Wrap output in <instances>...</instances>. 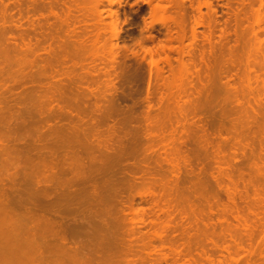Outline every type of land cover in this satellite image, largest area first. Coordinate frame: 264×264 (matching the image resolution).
Segmentation results:
<instances>
[{"label":"rangeland","instance_id":"obj_1","mask_svg":"<svg viewBox=\"0 0 264 264\" xmlns=\"http://www.w3.org/2000/svg\"><path fill=\"white\" fill-rule=\"evenodd\" d=\"M261 65L264 0H0V141L33 157L63 140L57 176L97 194L57 217L85 249L105 222L93 242L120 264H264Z\"/></svg>","mask_w":264,"mask_h":264},{"label":"bare ground","instance_id":"obj_2","mask_svg":"<svg viewBox=\"0 0 264 264\" xmlns=\"http://www.w3.org/2000/svg\"><path fill=\"white\" fill-rule=\"evenodd\" d=\"M108 1H110V0H108ZM115 37H117V36H115ZM4 55L6 56V53ZM261 67H262V65L260 66V68ZM251 70H249V71L252 72ZM263 70H264V68H263ZM238 98H239V96H238ZM235 101H236V99H235ZM11 116L9 117L10 119H8V120L4 119L6 121L7 125H5L4 121L0 120L4 123L3 125L6 126L4 128H7L8 124H9L7 121L10 120L9 122L12 123ZM15 116H17V115L14 114V117ZM19 116H21V115H19ZM257 119H255V120H257ZM12 120L14 121L13 118H12ZM22 121L23 120H21V122ZM2 122L0 125L3 127ZM21 122L19 121V126L21 125V127L18 129H21L23 125L25 126L24 122H23V124H21ZM14 123H16V121ZM35 123H37V122H35ZM250 123H252V122H250ZM32 125L35 126L36 124L32 123L31 126ZM9 126H10V124H9ZM15 126H16V124H15ZM15 126H14V128H15ZM24 126H23L24 129H25V127H26V129H28L27 127H29V126H25V127ZM14 128H13V130H14ZM8 129H10V128H8ZM1 130H3V129L1 128ZM5 130H7V129H5ZM16 130L17 129H15V131ZM5 132H7V131H5ZM55 132L56 131H52L51 135H53ZM7 133H8V135L5 136L6 137L5 139H10L8 141H12L14 143L16 141L17 136H16V138H15V136L12 138L9 137L11 134L14 133V131H9ZM18 133H20V131ZM48 133L50 136V130L48 131ZM57 133H58V131L56 132V134ZM59 133H60V131H59ZM68 133H70V132H68ZM45 134H46V132H45ZM56 134L54 135V139H57L59 141V139L56 138V136H58ZM63 134H66V131H63V133L61 131V134H59V135H63ZM46 135H48V134H46ZM46 135L44 136L45 140L43 141L42 144H44V142L46 143V137H48ZM69 137H71V135ZM69 137H66V138L68 139ZM61 138H63V136H60V139ZM48 140H49V138H48ZM19 141H20V139H19ZM67 141H65V142H67ZM61 142H63V140ZM60 143L59 144H53V145H51L49 143L52 146V147L49 146V148L45 147L46 145L45 146L42 145L43 147L40 145L41 149L39 151H36L37 153L34 154L37 156L36 157L37 160H36L34 155H33V157H31L32 151L36 150V149H34L35 146H32V147H34L33 149L31 147L25 148V149H24V147H21V149L18 150L16 147H14L17 145L16 143H15L16 145L11 144L13 147L9 146L10 148H7L8 146L5 147V145H2L1 141H0V154H2L4 152L7 154H9V153L18 154V152H19V154H21L20 158H22V159H19L18 157H16V158L13 157V160H12L13 163L12 162L11 163L14 167L16 165V168H18L17 165H19V162L23 166L22 168H20V169H22V173H23V175H21L23 177H20V182L14 183L13 180L12 181L10 180V182H11V184L9 186V190L11 191L10 194H8L5 191V189H6V188L4 189L5 185L1 184L2 190H0V264H66L65 262H69V261L73 264H120L119 263L120 261L118 259H116V257H110V255H108L109 253L107 254V252L110 251V249H109V251H107L108 247L110 246L108 244V242L107 243L103 242L102 244L97 243V242H93V240H95L96 238L92 237L93 234H91L94 229H97V231L101 230L103 233H105V235L109 236L108 233L112 232L111 231L112 227H113V229H115L114 223H112L114 226H112V224H111V226H109L110 223H108V222H106L109 224V225L107 224L108 226L104 225L105 222H102L103 224L99 223V224H102L103 226L98 225V223H97V225L94 223L95 225L93 226L92 224H90L92 221L90 223H88L90 225L86 228H88L89 230H91V228H92L93 230H91V233H88L90 231H87V229H86L85 230L86 233H84V234L85 235L89 234L88 240L90 241V247L91 248L87 247L85 249L84 246H82V243L78 242V238H80L81 237L80 235L82 234V230H80V228L81 227L85 228V227L81 224L82 226H80V227L78 225V229H76L77 227L74 228V226L71 228H69V227L67 228V227H65V225L60 223L59 220H57V217H60V219H61L60 214H63L64 212H70L71 210L78 211V209H79L78 203H81L83 200H85V196L89 197L87 199L92 200L91 198H93L95 196L94 194H96V193L91 194L92 193L91 192V193H89L90 194L89 195L88 191L85 192V190H84V192H85V196H84L83 190L82 191L79 190V188L84 187V185L87 184L89 182V180L92 181V177H90L88 179V178H84L83 177L84 175H83L82 176L83 178L81 179V178H78L79 174H77L78 177H77V175L75 177V174L79 172V168H80V167H77V166H79V164L76 165L77 163H75V165H76V171L78 170V172H76L74 174V172L72 171V173H71V174H74V177L76 179L72 178L71 180H65L64 176H63L62 179H64V180H62L57 176L58 175L57 173L61 174V172H62V175H63L64 173L67 174V172L71 171V169L72 170L74 169V167H73L74 165L72 166L73 168L70 167L72 164H74L71 161L72 159L71 160L67 159L68 161L72 162V164H70V166L68 164L69 168H66V169H68L67 172L64 171L62 168L61 169L59 168L60 167L59 165H61L64 162L61 163L60 160H59V162L61 164H59L58 160H56L57 163L55 162L53 157L54 156H56V158L60 157L62 154H60L59 152L60 151L61 152L66 151V150H64L66 148H63L66 145L63 146L64 143L63 144H60ZM28 144H29V142H28ZM71 146H72V144H71ZM71 146H69L70 149H72ZM79 147H80V145H79ZM89 147H90L89 145L81 146L82 149H90L91 150V148H89ZM22 149H23V151H22ZM8 151H10V152L8 153ZM85 152H87V151L85 150ZM57 154L58 155L60 154V155L57 156ZM67 154H69V151ZM72 155H70V156H72ZM63 159H62V161H65ZM67 160L65 162H68ZM73 160H74V158H73ZM170 162L172 163V161H170ZM91 163L92 162H90V164ZM62 165H64V164H62ZM57 166H59V167H57ZM65 166H63V168ZM99 167H101V166H99ZM39 168H40L41 172L43 171L40 174L37 173V170H39ZM102 168L103 167H101L100 170H103ZM15 169H14L13 176L15 175V172L16 173L18 172L19 175L22 174V173H20L21 172L20 170L17 171V169L16 170ZM26 169L28 171H30V174H26L27 173ZM24 170H25V173L23 172ZM31 171H33V172L35 171L37 174L35 173L33 176V175H31V174H33ZM44 171L46 173L48 172V174L43 175ZM81 173L83 174L82 171H80V174ZM10 179H12V178L10 177ZM78 182L82 185L79 188L77 187L78 188L77 190L76 189L73 190L74 193L73 192L71 193V190L69 192L68 189H66V188H69L71 184L78 183ZM88 185L89 184H87L86 186H88ZM86 186H85V188L87 189ZM101 186H103V185H101ZM102 188L104 189V187H102ZM65 189L67 191H64ZM91 195H93V196L91 197ZM100 195L98 196V198L96 196L98 201H99V199H101V198H99ZM81 196H82L83 200L81 202H79L78 199ZM232 196H234V195H232ZM94 198H93V200H95ZM101 200H103V196H102ZM83 202L81 204H83ZM86 202H87V204L89 203L88 201H86ZM96 202H97V200H96ZM74 205L75 206L77 205L78 209L72 208ZM102 214H104V213H102ZM83 224H85V223H83ZM240 226H242V228L244 229L245 232H247V234L249 233L248 232L249 230H251L255 227V226L248 225V224H242V225L240 224ZM110 227H111V229H110ZM94 232H96V230L93 231V233ZM103 233L101 234L102 236L104 235ZM112 233H111V235H113ZM67 236H70L69 238L72 237L75 239V240L74 239L72 240V238H71V240L74 241V242H70V243L74 244L73 246H66L67 241L69 242V238ZM107 238H109V237H107ZM106 244H108V245H106ZM97 253H99V254L97 255ZM71 263H69V264H71ZM129 264H130V262H129ZM131 264H132V261H131Z\"/></svg>","mask_w":264,"mask_h":264}]
</instances>
